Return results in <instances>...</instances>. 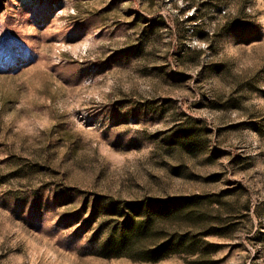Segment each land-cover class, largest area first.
I'll return each instance as SVG.
<instances>
[{
  "label": "rangeland",
  "instance_id": "rangeland-1",
  "mask_svg": "<svg viewBox=\"0 0 264 264\" xmlns=\"http://www.w3.org/2000/svg\"><path fill=\"white\" fill-rule=\"evenodd\" d=\"M0 264H264V0H0Z\"/></svg>",
  "mask_w": 264,
  "mask_h": 264
}]
</instances>
